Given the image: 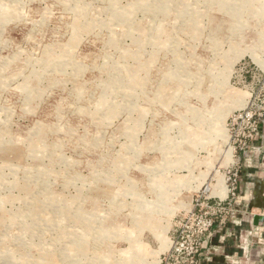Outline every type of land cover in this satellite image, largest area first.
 Instances as JSON below:
<instances>
[{"label":"rangeland","instance_id":"obj_1","mask_svg":"<svg viewBox=\"0 0 264 264\" xmlns=\"http://www.w3.org/2000/svg\"><path fill=\"white\" fill-rule=\"evenodd\" d=\"M263 75L264 0H0V264H163Z\"/></svg>","mask_w":264,"mask_h":264},{"label":"built area","instance_id":"obj_2","mask_svg":"<svg viewBox=\"0 0 264 264\" xmlns=\"http://www.w3.org/2000/svg\"><path fill=\"white\" fill-rule=\"evenodd\" d=\"M227 127L235 160L226 175L225 194L220 195L210 184L194 195L191 208L177 216L163 264H200L213 230L236 222L240 205L242 158L245 156L252 162L254 154L263 149L262 145L256 143L264 130V75L247 106L231 114ZM249 214L262 217L263 224L249 231L248 240L264 246V209L251 210Z\"/></svg>","mask_w":264,"mask_h":264},{"label":"crops","instance_id":"obj_3","mask_svg":"<svg viewBox=\"0 0 264 264\" xmlns=\"http://www.w3.org/2000/svg\"><path fill=\"white\" fill-rule=\"evenodd\" d=\"M257 145L261 152L254 154L252 162L243 156L240 173V205L237 220L225 228H215L208 249L204 252L200 264H264V246L248 240L249 231L256 226V220L249 214L261 208L250 206L255 180L264 182V130ZM260 194L264 196V184L260 185ZM262 203V201H260ZM248 212V213H247Z\"/></svg>","mask_w":264,"mask_h":264},{"label":"water","instance_id":"obj_4","mask_svg":"<svg viewBox=\"0 0 264 264\" xmlns=\"http://www.w3.org/2000/svg\"><path fill=\"white\" fill-rule=\"evenodd\" d=\"M264 184L263 180L257 178L255 180V185H254V191L252 193V200L250 203V206L252 208L257 207V208H261L264 209V196H261L260 194V185ZM260 201H262V203H260ZM256 222L255 225L256 226H261L263 224V218L260 216H255L253 217Z\"/></svg>","mask_w":264,"mask_h":264},{"label":"bare ground","instance_id":"obj_5","mask_svg":"<svg viewBox=\"0 0 264 264\" xmlns=\"http://www.w3.org/2000/svg\"><path fill=\"white\" fill-rule=\"evenodd\" d=\"M245 102H241V100L237 103L236 107H242ZM245 106V105H244ZM233 109V108H232ZM230 112V111H229ZM223 113V112H222ZM222 131V130H221ZM222 133V132H221ZM223 135V133L221 134V136ZM227 138V137H226ZM225 138V140H226ZM225 157H226V160L229 161L230 159L233 160V149L232 148H228L227 152L225 153ZM218 177V176H217ZM225 178H223V176H220L219 179H217V182H214V187L216 189V191L220 194V195H224L225 194ZM109 188V187H108ZM191 208V207H190ZM190 208L188 209H185V210H189ZM184 210V211H185ZM159 234V233H158ZM159 238H161V240L165 239L164 238V235H159ZM166 245V242L164 241L163 243V246ZM168 245V244H167ZM166 245V246H167ZM169 247H170V241H169ZM165 249V248H164Z\"/></svg>","mask_w":264,"mask_h":264}]
</instances>
